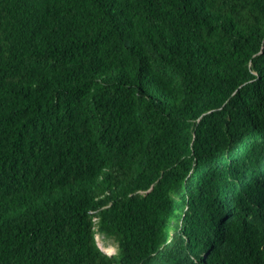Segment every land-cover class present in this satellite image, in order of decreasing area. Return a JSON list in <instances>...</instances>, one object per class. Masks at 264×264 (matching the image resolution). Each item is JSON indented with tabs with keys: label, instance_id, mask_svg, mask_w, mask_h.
<instances>
[{
	"label": "trees",
	"instance_id": "16d2710c",
	"mask_svg": "<svg viewBox=\"0 0 264 264\" xmlns=\"http://www.w3.org/2000/svg\"><path fill=\"white\" fill-rule=\"evenodd\" d=\"M0 264H264V0H0Z\"/></svg>",
	"mask_w": 264,
	"mask_h": 264
},
{
	"label": "rangeland",
	"instance_id": "374dc122",
	"mask_svg": "<svg viewBox=\"0 0 264 264\" xmlns=\"http://www.w3.org/2000/svg\"><path fill=\"white\" fill-rule=\"evenodd\" d=\"M97 240L101 248L108 254H114L118 250V242L114 239L105 237L104 235L98 233ZM113 251V252H112Z\"/></svg>",
	"mask_w": 264,
	"mask_h": 264
},
{
	"label": "bare ground",
	"instance_id": "6f19581e",
	"mask_svg": "<svg viewBox=\"0 0 264 264\" xmlns=\"http://www.w3.org/2000/svg\"><path fill=\"white\" fill-rule=\"evenodd\" d=\"M113 252V251H112Z\"/></svg>",
	"mask_w": 264,
	"mask_h": 264
}]
</instances>
